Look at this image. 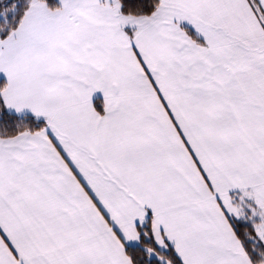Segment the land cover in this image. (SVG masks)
I'll return each mask as SVG.
<instances>
[{"label": "snow or ice", "instance_id": "1", "mask_svg": "<svg viewBox=\"0 0 264 264\" xmlns=\"http://www.w3.org/2000/svg\"><path fill=\"white\" fill-rule=\"evenodd\" d=\"M0 264H264V0H0Z\"/></svg>", "mask_w": 264, "mask_h": 264}]
</instances>
